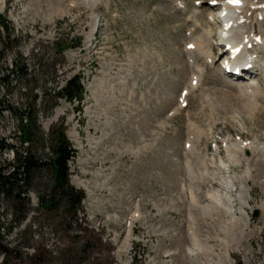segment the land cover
<instances>
[{"label":"rangeland","instance_id":"1","mask_svg":"<svg viewBox=\"0 0 264 264\" xmlns=\"http://www.w3.org/2000/svg\"><path fill=\"white\" fill-rule=\"evenodd\" d=\"M185 2L0 0V169L26 146L44 161L23 199L0 183V264H264V77L225 85L218 36L197 45L209 0ZM75 74L80 103L59 93ZM53 130L80 204L53 188Z\"/></svg>","mask_w":264,"mask_h":264},{"label":"trees","instance_id":"2","mask_svg":"<svg viewBox=\"0 0 264 264\" xmlns=\"http://www.w3.org/2000/svg\"><path fill=\"white\" fill-rule=\"evenodd\" d=\"M82 90L83 85L80 81V76L74 75L59 89V93L73 99L80 98ZM20 125L24 132V139L30 138V125L24 122H21ZM52 135L53 144L51 151L53 154L49 164L52 169L53 188L64 186L69 206L80 204L85 193L82 189L69 182V160L74 156L75 148L72 147L65 131L53 130ZM12 146L14 147V145ZM25 148L24 152L16 151L17 155L15 156L13 167L8 173H4L3 169H0V183L3 184L6 192L17 199H23L28 196L26 187L30 184L35 171L39 172L42 164H44V161L40 159V156L32 147L26 146ZM13 187H16V191ZM2 242L0 229V248L6 252L9 247Z\"/></svg>","mask_w":264,"mask_h":264},{"label":"bare ground","instance_id":"3","mask_svg":"<svg viewBox=\"0 0 264 264\" xmlns=\"http://www.w3.org/2000/svg\"><path fill=\"white\" fill-rule=\"evenodd\" d=\"M223 3H219V5L216 3V5L212 6L213 4L209 3L214 9L218 10L216 11V19L222 20L225 18L227 22H230L232 25L230 27V34L232 38L241 41L243 38H250L253 41H255L256 44H264V0H241L239 5H230L226 3L225 0H223ZM256 24H259L257 30ZM205 33L197 38L199 47L202 45L203 39L211 37L212 32L205 29ZM217 43L220 45L223 41V36L219 33L218 39L216 40ZM206 45V43H205ZM204 46V45H203ZM208 47V46H207ZM202 48V47H201ZM220 52L222 54L226 53V50L224 48H220ZM210 55L211 57L213 48L210 47ZM208 52V51H207ZM247 57L251 55L253 59H257L255 51L249 52L247 50ZM208 54V55H209ZM209 55V56H210ZM214 58V57H213ZM211 60V59H210ZM229 77V76H228ZM236 82V81H235ZM227 83V84H226ZM225 85H229L230 88L237 89L239 93H243L246 91H258L260 90V86L258 83L252 82V83H245L241 84L236 83V85H230L228 82H226ZM232 84V83H231ZM234 87V88H233ZM235 91V90H234ZM263 97V96H262ZM245 146V145H244ZM239 147L243 148V145H239ZM245 148V147H244ZM243 148V149H244ZM242 152V151H241Z\"/></svg>","mask_w":264,"mask_h":264}]
</instances>
